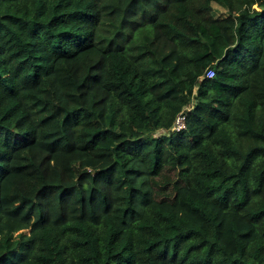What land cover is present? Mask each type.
<instances>
[{
    "label": "trees",
    "instance_id": "16d2710c",
    "mask_svg": "<svg viewBox=\"0 0 264 264\" xmlns=\"http://www.w3.org/2000/svg\"><path fill=\"white\" fill-rule=\"evenodd\" d=\"M0 264H264V0H0Z\"/></svg>",
    "mask_w": 264,
    "mask_h": 264
},
{
    "label": "rangeland",
    "instance_id": "374dc122",
    "mask_svg": "<svg viewBox=\"0 0 264 264\" xmlns=\"http://www.w3.org/2000/svg\"><path fill=\"white\" fill-rule=\"evenodd\" d=\"M220 12V11H218ZM108 161L90 158L85 153L77 152L68 156H62L60 162L52 161L50 164L42 161H35L29 159L28 176L25 180L15 185L12 188V194L16 204H36L39 205L45 202V199L41 198V193L44 191V187L53 189L54 182L49 178L54 177L56 170L64 168L68 165L75 175V185H79V172H93L100 166L107 164ZM176 181L175 171L168 168L165 173L154 179L156 186V196L158 198L174 199L176 188L174 182ZM61 183V181L59 182ZM53 196H56V192L53 191Z\"/></svg>",
    "mask_w": 264,
    "mask_h": 264
},
{
    "label": "built area",
    "instance_id": "2783aa9c",
    "mask_svg": "<svg viewBox=\"0 0 264 264\" xmlns=\"http://www.w3.org/2000/svg\"><path fill=\"white\" fill-rule=\"evenodd\" d=\"M214 75V68H209L208 71H207V76L208 77H211ZM186 123V116L185 114L182 112L180 113L177 118H176V121L174 123V126L173 128L176 129V130H179L181 128H184L185 127V124Z\"/></svg>",
    "mask_w": 264,
    "mask_h": 264
}]
</instances>
